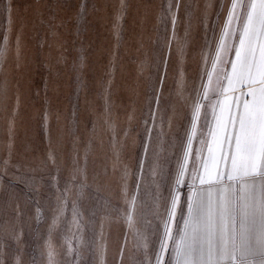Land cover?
Wrapping results in <instances>:
<instances>
[{
  "label": "rangeland",
  "instance_id": "rangeland-1",
  "mask_svg": "<svg viewBox=\"0 0 264 264\" xmlns=\"http://www.w3.org/2000/svg\"><path fill=\"white\" fill-rule=\"evenodd\" d=\"M86 3V12L77 20L80 4ZM168 0H126L127 11L116 28V14L120 0H12V25L9 59L0 72V87L7 89V111L0 107V159L8 155V119L15 97L20 96V107L15 117L12 134V164L9 172L34 180L29 190L23 182L5 177L0 188V239L4 244L6 264H14L21 257L22 264H47L42 256L45 241L49 239L52 211L59 195L52 177L59 169V188H63L75 166L84 170L87 187L77 197L75 188L68 193L69 207L51 233L56 264H67L66 240L75 246L81 235L72 224L71 203L78 202L83 226V239L91 243L93 234L99 239L101 210L105 200L121 205V174L129 170V192L135 191V173L142 153L145 135L144 119L156 66L164 54L165 35L171 34V23L165 13ZM192 3V0H184ZM215 4L216 0H212ZM8 0H0V37L7 29L4 11ZM192 28L183 60L184 81L188 89L197 81L201 67L200 49L204 29L199 24L205 0H196ZM177 38L183 39L185 13H178ZM167 28V33L165 29ZM55 30L57 35L52 36ZM20 37V61L16 67V37ZM211 33H209V37ZM43 42V47L41 44ZM84 63L81 65L80 56ZM60 57H63L62 59ZM178 56L173 45L168 65V80L161 107H177L176 125L184 123L183 99L169 96L176 92L173 83L177 77ZM143 64L144 70L140 71ZM110 87V114L107 119L114 125L116 152L113 149V130L105 123L104 91ZM185 96L187 93L184 94ZM48 113L47 129L43 116ZM131 117V119H130ZM127 131V136L124 135ZM55 153L56 166L48 161V153ZM86 155V164H85ZM167 153H161L160 163L166 169L165 179L145 172L138 201L151 206L156 185L162 196L168 195ZM75 159V164H74ZM182 189V192H186ZM44 219L35 220L36 203ZM19 208L20 215H17ZM93 209L96 215L92 216ZM106 252L104 264H137L138 253L128 238V246L121 258L125 226L115 218L103 221ZM22 233L17 243L11 233ZM80 264H100L94 255V246L81 245Z\"/></svg>",
  "mask_w": 264,
  "mask_h": 264
},
{
  "label": "snow or ice",
  "instance_id": "snow-or-ice-1",
  "mask_svg": "<svg viewBox=\"0 0 264 264\" xmlns=\"http://www.w3.org/2000/svg\"><path fill=\"white\" fill-rule=\"evenodd\" d=\"M196 0H168L165 13L171 23V34L165 35L163 55L156 66L144 119L142 153L135 173V191L129 192V170L121 174V205L105 200L102 211L99 239L93 234L89 242L83 239V226L78 202L71 203L72 224L81 233L75 246L66 240L67 264H80V247L94 246V255L104 264V220L114 218L125 226L121 258L131 236L137 264H264V0H205L199 24L204 29V42L199 55L201 67L197 81L188 89L184 81L183 60L192 28ZM183 8L185 28L183 39L177 38L181 22L178 13ZM7 29L0 37V72L9 59L12 25V0L4 9ZM127 11L126 0H120L116 14V28ZM86 12L82 2L77 20ZM167 33V28L165 29ZM209 33L211 36L209 37ZM57 35L52 31V36ZM175 45L178 56L177 77L173 83L176 92L169 96L183 99L184 123L177 127V107H161L168 80V65ZM16 67L20 64V37L15 40ZM43 47V42L41 44ZM61 59L63 57H60ZM83 65L84 57L80 56ZM141 64L140 71L143 72ZM110 87L104 91V123L113 130V149L116 152L115 128L107 119L110 114ZM187 93L185 96L184 94ZM7 89L0 87V107L8 108ZM20 107L19 94L8 119V155L0 159V188L5 187V177L10 176L25 184L29 190L35 181L10 173L12 164V134L15 117ZM131 119V117H130ZM47 129L48 113L43 116ZM127 136V131L124 133ZM166 152L168 195L162 196L159 184L151 206L138 201L144 174L165 179L166 169L160 163ZM56 166L55 153L47 157ZM74 159V164H75ZM86 164V155H85ZM59 195L52 211L49 239L45 241L42 256L47 264H56L51 233L57 221L65 216L69 207L68 193L75 188L77 197L84 195L87 177L83 169L75 166L63 188H59V169L52 177ZM186 189V192H182ZM92 216L96 215L93 209ZM17 215H20L17 208ZM36 203L35 220L44 219ZM19 243L22 233H11ZM0 264L4 260V244L0 239ZM14 264H22L17 255ZM33 264H39L33 258ZM122 264V259H121Z\"/></svg>",
  "mask_w": 264,
  "mask_h": 264
}]
</instances>
